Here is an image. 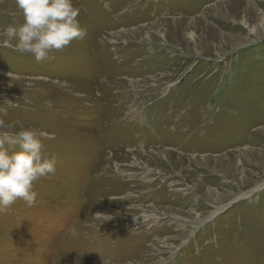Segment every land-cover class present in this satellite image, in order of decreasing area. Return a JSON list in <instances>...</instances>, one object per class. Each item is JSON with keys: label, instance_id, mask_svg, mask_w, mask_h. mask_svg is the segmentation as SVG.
Instances as JSON below:
<instances>
[{"label": "rangeland", "instance_id": "374dc122", "mask_svg": "<svg viewBox=\"0 0 264 264\" xmlns=\"http://www.w3.org/2000/svg\"><path fill=\"white\" fill-rule=\"evenodd\" d=\"M72 3L87 34L51 61L0 36V136L56 159L0 210V264H264V0Z\"/></svg>", "mask_w": 264, "mask_h": 264}, {"label": "clouds", "instance_id": "9594fccd", "mask_svg": "<svg viewBox=\"0 0 264 264\" xmlns=\"http://www.w3.org/2000/svg\"><path fill=\"white\" fill-rule=\"evenodd\" d=\"M15 3L22 13L23 23L0 27V36L7 37L3 41L6 46H11V41L15 40L14 50L31 54L38 63L51 61L54 56L49 53L63 50L73 40L83 39L87 34L77 20L80 9L73 6L72 0H15ZM5 143L18 146L19 150L10 153ZM42 147L33 129L21 128L0 136V210L10 208L17 199L28 206L35 203L34 182L56 170L55 157L45 158ZM93 218L103 222L111 220L112 215L97 212Z\"/></svg>", "mask_w": 264, "mask_h": 264}, {"label": "bare ground", "instance_id": "6f19581e", "mask_svg": "<svg viewBox=\"0 0 264 264\" xmlns=\"http://www.w3.org/2000/svg\"><path fill=\"white\" fill-rule=\"evenodd\" d=\"M124 110V109H123ZM98 124V123H97ZM117 124V123H116ZM91 128H92V126H91ZM143 127L142 126H139V129L141 130ZM93 129V128H92ZM123 129H129V130H135V131H137V128L136 127H133V126H130V125H126L125 127H122V129L121 130H123ZM99 130V129H98ZM103 130H105V129H103ZM95 132V131H94ZM102 132V131H101ZM104 132V131H103ZM105 132H107V131H105ZM66 133V132H65ZM71 133V132H70ZM62 135H64L63 134V132L61 133ZM60 133L58 134L59 135V137H60V135H61ZM102 134V133H101ZM56 136V135H55ZM58 137V136H57ZM94 144H98V143H96V142H93ZM101 151H104V149H101ZM110 151V150H109ZM124 163V162H123ZM126 163V162H125ZM117 164V163H116ZM119 164V163H118ZM103 165V164H102ZM115 167V166H114ZM113 167V168H114ZM107 170V169H106ZM95 171L96 172H98V170L95 168ZM108 171V170H107ZM101 172H103V171H101ZM104 172H106V171H104ZM98 173H100V172H98ZM110 175V174H109ZM90 178V177H89ZM108 178V177H107ZM92 182H93V179H92ZM111 184V183H110ZM130 184V183H129ZM109 185V184H108ZM137 185V184H136ZM107 186V185H106ZM110 186V185H109ZM98 187H99V185H98ZM112 187L114 188V186L112 185ZM120 188V187H119ZM111 189V188H110ZM110 191V190H109ZM118 191V190H117ZM122 191V190H121ZM104 192H106V190L104 191ZM108 192V191H107ZM142 192V191H141ZM100 193V192H99ZM89 195V194H88ZM101 196H102V194H101ZM96 197V196H95ZM98 198V197H97ZM94 199V198H93ZM93 199H89L90 201H92ZM102 200V199H101ZM115 200V199H114ZM105 201V200H104ZM103 201V202H104ZM113 202V201H112ZM137 218V217H136ZM157 217L155 216V214H148V215H142L141 217H138L135 221H133V219H131L130 220V223H131V225H133V226H137V225H139L140 223H143V222H147L148 223V221H151V222H153V221H157ZM107 222H109V221H107ZM96 223V222H95ZM118 226V225H117ZM95 228V227H94ZM116 228V227H115ZM101 236V235H100ZM99 236V237H100ZM107 237V236H106ZM104 239H106V238H104ZM109 239V238H108ZM99 240V239H98ZM97 243V242H96ZM99 243V242H98ZM104 247V246H103Z\"/></svg>", "mask_w": 264, "mask_h": 264}]
</instances>
